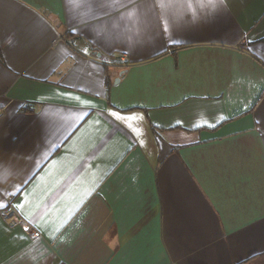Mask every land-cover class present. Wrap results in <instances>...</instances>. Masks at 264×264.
<instances>
[{"label":"crops","instance_id":"crops-1","mask_svg":"<svg viewBox=\"0 0 264 264\" xmlns=\"http://www.w3.org/2000/svg\"><path fill=\"white\" fill-rule=\"evenodd\" d=\"M4 205L0 264H264V0H0Z\"/></svg>","mask_w":264,"mask_h":264},{"label":"built area","instance_id":"built-area-1","mask_svg":"<svg viewBox=\"0 0 264 264\" xmlns=\"http://www.w3.org/2000/svg\"><path fill=\"white\" fill-rule=\"evenodd\" d=\"M0 219L8 221L14 225H19L27 234L31 235L32 237L39 236V233L33 232L29 222L20 217L11 205L0 210Z\"/></svg>","mask_w":264,"mask_h":264},{"label":"snow or ice","instance_id":"snow-or-ice-1","mask_svg":"<svg viewBox=\"0 0 264 264\" xmlns=\"http://www.w3.org/2000/svg\"><path fill=\"white\" fill-rule=\"evenodd\" d=\"M112 115H113V116H116V114H115V113H112ZM4 206L6 207V205H4Z\"/></svg>","mask_w":264,"mask_h":264},{"label":"water","instance_id":"water-1","mask_svg":"<svg viewBox=\"0 0 264 264\" xmlns=\"http://www.w3.org/2000/svg\"><path fill=\"white\" fill-rule=\"evenodd\" d=\"M123 72H124V71L120 72L119 76H121Z\"/></svg>","mask_w":264,"mask_h":264}]
</instances>
